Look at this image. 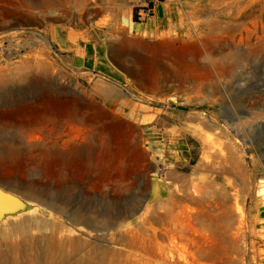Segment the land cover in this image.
<instances>
[{
    "label": "rangeland",
    "instance_id": "374dc122",
    "mask_svg": "<svg viewBox=\"0 0 264 264\" xmlns=\"http://www.w3.org/2000/svg\"><path fill=\"white\" fill-rule=\"evenodd\" d=\"M126 6L0 0V184L43 205L2 216L0 264H264V0H158L154 18L131 16L179 27L146 32L165 53L156 94L102 87L128 97L114 113L52 36L94 23L114 45ZM172 138L192 153L169 176L155 153Z\"/></svg>",
    "mask_w": 264,
    "mask_h": 264
},
{
    "label": "crops",
    "instance_id": "0c3cea01",
    "mask_svg": "<svg viewBox=\"0 0 264 264\" xmlns=\"http://www.w3.org/2000/svg\"><path fill=\"white\" fill-rule=\"evenodd\" d=\"M157 13L156 25L157 20L165 21L168 14L167 6L161 5ZM118 25L122 35L114 45L108 44L107 31L95 28L94 23L83 25L77 23L75 26L59 25L54 29L52 36L53 46L58 54L69 60L73 71L85 75L93 92L114 113L122 111L118 109L116 103L120 104L124 110V107L129 104L128 97L124 93L116 98L109 97L102 92V87L106 85H115L114 87L119 89L120 87H135L146 94H156L160 87L158 60L165 53L160 51L158 41L150 35L156 33L160 37L162 33H165L166 38H172L176 35L173 33L179 27L178 24L169 21L163 25L160 24L162 28L158 32L154 24L135 25L131 22V10L127 6L122 9ZM146 32L150 35H146ZM164 66L167 67V65ZM170 67L175 69V65ZM144 115L142 114V117ZM172 139L166 143L167 146L163 153H155L159 158L157 163L158 161L166 162V160L169 162L166 171L169 176L176 173L172 168L189 163L192 153L189 141ZM154 142L158 145V140ZM142 150L144 152L150 150L146 145V140L143 141Z\"/></svg>",
    "mask_w": 264,
    "mask_h": 264
},
{
    "label": "water",
    "instance_id": "95a60500",
    "mask_svg": "<svg viewBox=\"0 0 264 264\" xmlns=\"http://www.w3.org/2000/svg\"><path fill=\"white\" fill-rule=\"evenodd\" d=\"M42 209L43 205L41 203L26 198L22 194L0 184V225L2 224L1 221L4 220L2 216L10 218L20 214L38 213Z\"/></svg>",
    "mask_w": 264,
    "mask_h": 264
},
{
    "label": "built area",
    "instance_id": "2783aa9c",
    "mask_svg": "<svg viewBox=\"0 0 264 264\" xmlns=\"http://www.w3.org/2000/svg\"><path fill=\"white\" fill-rule=\"evenodd\" d=\"M131 16L139 23H144L155 17L158 0H129Z\"/></svg>",
    "mask_w": 264,
    "mask_h": 264
},
{
    "label": "bare ground",
    "instance_id": "6f19581e",
    "mask_svg": "<svg viewBox=\"0 0 264 264\" xmlns=\"http://www.w3.org/2000/svg\"><path fill=\"white\" fill-rule=\"evenodd\" d=\"M33 219V218H32ZM35 221V220H34ZM29 222V221H28ZM27 222V223H28ZM25 223V222H24ZM30 223V222H29ZM38 223V222H37ZM33 224V223H32ZM27 225H29V224H27ZM240 228V227H239ZM169 259V258H168ZM165 262H167V263H169L168 261H167V258H166V260H165Z\"/></svg>",
    "mask_w": 264,
    "mask_h": 264
}]
</instances>
